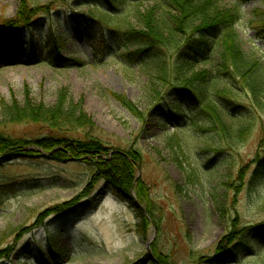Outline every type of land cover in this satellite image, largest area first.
<instances>
[{"label": "rangeland", "instance_id": "obj_1", "mask_svg": "<svg viewBox=\"0 0 264 264\" xmlns=\"http://www.w3.org/2000/svg\"><path fill=\"white\" fill-rule=\"evenodd\" d=\"M24 1L0 0V31L18 18ZM27 2L34 13H41L35 29L17 34L18 46L5 52L9 56H0V104L51 107L61 95L80 106L94 127L74 139L90 135L109 154L139 153L134 185L141 200L132 192L133 206L103 183L88 187L91 171L85 158L59 162L49 156L0 157V184L16 188L0 197V264H152L158 257L165 264H207L223 249L225 236L253 237L249 227L264 222V179L250 187L264 150V107L254 108L241 90L239 97L235 94L233 101L245 110L228 109L229 115L253 125L246 139L231 149L208 119L170 122L168 110L156 119L146 117V75L125 65L114 45L101 44L97 29L88 32L83 21L75 23L86 7L77 9L78 0ZM241 12L237 31L243 50L250 62L264 66V0H244ZM129 21V15H121L114 26ZM102 35L109 40L110 31ZM59 40L64 46L58 55L70 60L65 64L50 56V46ZM214 53L211 62L194 64L193 72L214 69ZM115 96L131 102L139 116L131 115ZM181 109L187 110L188 104ZM3 123L0 117L6 136L27 141L51 136L42 127ZM179 126L181 131H176ZM174 134L180 147L172 148ZM81 198L75 209H67ZM139 211L149 225L140 220ZM52 242L57 243L54 249ZM236 264H264V251Z\"/></svg>", "mask_w": 264, "mask_h": 264}, {"label": "trees", "instance_id": "obj_2", "mask_svg": "<svg viewBox=\"0 0 264 264\" xmlns=\"http://www.w3.org/2000/svg\"><path fill=\"white\" fill-rule=\"evenodd\" d=\"M223 1L78 0L75 4L77 9L82 6L87 11L80 15L82 19L75 16V23L83 21L88 32L97 29L102 36L101 44L107 45L108 41V46L114 45L125 65H134L146 75L145 91L149 107L146 117L156 119L168 110V121L171 122L196 124L199 118L208 119L214 124L213 130L219 138L231 149L246 139L253 124L249 119L238 121L239 118L231 117L228 109H244L233 101L236 95L239 97L241 94L240 90L248 95L254 108L264 107V66L250 62L237 31L244 0H232L229 7H223ZM24 2L18 18L1 26L0 56H9L5 52L18 46L17 34L25 29H35L34 21L41 11L34 13L27 0ZM121 15H129L130 21L125 26H114ZM104 31H110L109 40L104 39ZM63 46V40L53 42L50 56L59 57L65 64L70 60L58 55ZM213 53L217 55L214 69L193 72L194 64L208 63ZM115 100L131 115L139 116L124 97L115 96ZM184 103L188 104L187 110L181 109ZM0 117L4 119L3 127H42L51 135L27 141L6 136L0 131V157L3 159L7 156L18 159L49 156L51 160L65 162L71 158H85L84 163L90 166L91 171L88 187L103 183L116 197L133 206L132 192L141 200L139 189L134 185L139 153L129 150L109 154L110 150L97 138L90 135L85 138L84 135V140L74 139L78 132L91 130L94 126L82 108L67 102L64 96L57 97L51 107L29 102L22 106L3 102L0 104ZM176 131H181V127ZM171 139L174 141L172 148L180 147L177 134ZM31 144L42 152H38L37 148L30 150L28 145ZM256 162L250 187L257 186L264 179V150ZM15 189L11 184H0V197L14 193ZM81 200L67 204L69 207L66 208L75 209ZM138 217L144 225L150 224L140 211ZM249 229L253 237L237 239L232 233L225 236L220 245L223 249L207 259L206 263L236 264L242 258H253L264 251V222ZM51 245L54 249L57 243L52 242ZM152 264L165 263L158 257Z\"/></svg>", "mask_w": 264, "mask_h": 264}]
</instances>
